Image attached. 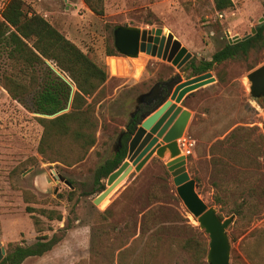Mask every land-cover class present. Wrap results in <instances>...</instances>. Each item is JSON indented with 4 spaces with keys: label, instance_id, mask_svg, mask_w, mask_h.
<instances>
[{
    "label": "rangeland",
    "instance_id": "374dc122",
    "mask_svg": "<svg viewBox=\"0 0 264 264\" xmlns=\"http://www.w3.org/2000/svg\"><path fill=\"white\" fill-rule=\"evenodd\" d=\"M24 1L93 60L106 64L110 78L106 98L97 108V143L74 166L48 161L39 153L43 127L37 118L42 116L32 112L30 99L25 103L13 100L0 84V239L7 254L11 244L26 245L40 235L52 236L68 227L52 251L22 264H195L177 240L191 237L188 225L203 233L208 242L209 237L178 196L171 173L165 172L167 157L156 158L141 172L134 171L100 206L93 203L99 195L94 171L117 151L119 135L141 106L138 97L178 73L192 78L186 65L179 70L144 52L137 57L107 56L106 45L114 46L117 25L163 28L192 53L191 60H211L230 38H242L259 24L264 18V0H233V7L224 12L215 9L213 0H104V16L93 13L84 0ZM7 2L0 0V20ZM263 64L264 39L248 59L217 65L211 70L216 81L189 95L182 104L192 113L185 136L178 141L190 139L194 143L187 156L188 172L209 207L223 219L234 217L227 230L231 264H264V203L261 212L240 218L232 213L233 200L225 205L216 201L220 190L214 182L221 178L217 169L226 181L235 172L225 173L223 166H215L211 148L239 126L257 127V135H264V98L251 96L247 78ZM9 68L6 54L0 53V75ZM179 146L185 155L186 149ZM104 182L107 187V180ZM165 183L169 190L159 193L167 192L168 197L149 198L156 185ZM41 209L59 210L63 219L50 222L40 214ZM155 209L159 224L145 234V213ZM35 216L42 220L43 234L37 230ZM204 264H209L207 258Z\"/></svg>",
    "mask_w": 264,
    "mask_h": 264
},
{
    "label": "trees",
    "instance_id": "16d2710c",
    "mask_svg": "<svg viewBox=\"0 0 264 264\" xmlns=\"http://www.w3.org/2000/svg\"><path fill=\"white\" fill-rule=\"evenodd\" d=\"M87 7L96 15L104 16V0H84ZM215 9L224 12L233 7V0H213ZM264 25L257 29L251 38L238 43H228L218 50L211 60H191L185 69L191 70V77L214 70L217 65L237 58H246L250 52L264 39ZM5 53L9 63V71L0 75V84L7 90L13 100L25 103L30 99L32 112L53 115L67 107L71 88L48 66L47 61L65 73L75 84V92L71 111L55 118L38 117L43 127V134L38 151L51 162H61L74 166L82 162L92 147L97 143L100 119L97 115L98 104L106 98V83L109 80L107 66L93 60L75 42L67 38L49 20L35 10L29 8L24 0H8L0 20V53ZM107 56H117L113 45H106ZM140 112L129 118L122 145L115 154L101 163L94 171V184L98 194L106 189L108 177L125 161L128 154V142L134 133L136 120ZM257 127L239 126L231 131L224 140L212 146L213 163L223 166V172H235V176L226 181L217 169L219 181L215 187L220 191L216 201L222 205L233 200L232 210L240 218L263 210L264 203V135H257ZM165 172L169 173L165 168ZM222 172V173H223ZM232 187H228L229 185ZM150 191L149 198H166L169 194L167 183L156 185ZM35 212L34 208H27ZM40 214L50 222L61 221L63 215L59 210L41 209ZM107 212V211H106ZM104 212V213H106ZM158 211L145 213L144 233L157 227ZM104 215V214H103ZM221 216V215H220ZM222 217V216H221ZM34 222L38 232L43 234L40 217ZM68 227L60 229L52 236L43 234L37 240L26 244H11V251L0 264H22L31 257L43 256L52 251L64 239ZM158 229V228H157ZM191 237L177 240L179 247L192 258L195 264H204L209 251V242L203 233L197 232L188 225ZM156 231V230H155Z\"/></svg>",
    "mask_w": 264,
    "mask_h": 264
},
{
    "label": "water",
    "instance_id": "95a60500",
    "mask_svg": "<svg viewBox=\"0 0 264 264\" xmlns=\"http://www.w3.org/2000/svg\"><path fill=\"white\" fill-rule=\"evenodd\" d=\"M264 25V18L252 28L251 33L240 38H230V43L247 40ZM229 36V34H228ZM114 46L119 54L137 57L141 52L167 61L179 70L193 57L172 33L163 28L141 29L138 27L117 25L114 28ZM48 66L71 88L67 107L53 115L39 114L45 118H55L71 110L75 86L60 70L47 61ZM250 82V94L254 99L264 98V64L247 75ZM216 81L211 71L185 79L176 74L164 82H157L149 92L138 97V106L133 114L140 112L134 126V133L128 142V154L122 165L107 179L106 189L93 201L100 206L129 175L141 172L154 157L165 159L168 171L173 177L177 194L189 212L197 219L200 228L209 237V264H231L232 244L228 228L234 217L223 219L215 208L209 207L197 191V181L187 169V156L182 154L179 140L185 136L192 113L182 105L187 97L200 88ZM128 130H126L127 132ZM124 133L118 137V146L122 145ZM51 182V180H49ZM67 184H72L67 181ZM7 252L0 239V263Z\"/></svg>",
    "mask_w": 264,
    "mask_h": 264
},
{
    "label": "built area",
    "instance_id": "2783aa9c",
    "mask_svg": "<svg viewBox=\"0 0 264 264\" xmlns=\"http://www.w3.org/2000/svg\"><path fill=\"white\" fill-rule=\"evenodd\" d=\"M179 144L186 149V156L191 155V148L194 146V143L190 139H183V141Z\"/></svg>",
    "mask_w": 264,
    "mask_h": 264
},
{
    "label": "crops",
    "instance_id": "0c3cea01",
    "mask_svg": "<svg viewBox=\"0 0 264 264\" xmlns=\"http://www.w3.org/2000/svg\"><path fill=\"white\" fill-rule=\"evenodd\" d=\"M69 78V77H68ZM110 78V77H109ZM70 79V78H69ZM71 80V79H70ZM72 81V80H71ZM73 83V82H72ZM74 84V83H73ZM74 86H75V84H74ZM75 92H76V90H77V87L75 86ZM6 91V90H5ZM7 92V91H6ZM8 93V92H7ZM75 95V94H74ZM74 98V97H73ZM73 102V101H72ZM72 107V106H71ZM185 108V107H184ZM38 114V113H37ZM156 158H158V157H154L152 160H150V162L149 163H151L153 160H155ZM169 161V156H167V158L165 159V163H167ZM148 163V164H149ZM147 164V165H148Z\"/></svg>",
    "mask_w": 264,
    "mask_h": 264
},
{
    "label": "flooded vegetation",
    "instance_id": "af4514ba",
    "mask_svg": "<svg viewBox=\"0 0 264 264\" xmlns=\"http://www.w3.org/2000/svg\"><path fill=\"white\" fill-rule=\"evenodd\" d=\"M229 42H230V40H229ZM171 79V78H170ZM162 82H164V81H162Z\"/></svg>",
    "mask_w": 264,
    "mask_h": 264
},
{
    "label": "bare ground",
    "instance_id": "6f19581e",
    "mask_svg": "<svg viewBox=\"0 0 264 264\" xmlns=\"http://www.w3.org/2000/svg\"><path fill=\"white\" fill-rule=\"evenodd\" d=\"M194 220V219H193Z\"/></svg>",
    "mask_w": 264,
    "mask_h": 264
}]
</instances>
